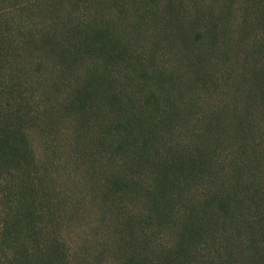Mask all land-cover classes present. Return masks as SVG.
<instances>
[{"label": "trees", "instance_id": "1", "mask_svg": "<svg viewBox=\"0 0 264 264\" xmlns=\"http://www.w3.org/2000/svg\"><path fill=\"white\" fill-rule=\"evenodd\" d=\"M0 264H264V0H0Z\"/></svg>", "mask_w": 264, "mask_h": 264}]
</instances>
